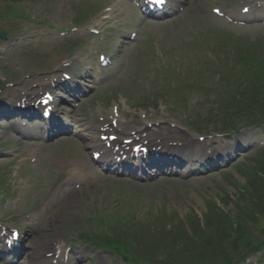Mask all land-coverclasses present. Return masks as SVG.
<instances>
[{"label":"rangeland","instance_id":"374dc122","mask_svg":"<svg viewBox=\"0 0 264 264\" xmlns=\"http://www.w3.org/2000/svg\"><path fill=\"white\" fill-rule=\"evenodd\" d=\"M183 1L184 5L178 15L174 14L162 21H144L139 18L138 12L128 0H0V12L5 15L0 19V29L11 35L5 41L0 40V53H3L0 56V68L16 75L17 78L12 80V87H20L23 82L36 80L37 73L35 76L24 75L22 69L29 72H38L40 66L50 69L53 62L55 64L58 59L67 58L66 40L72 37L76 39L75 42L80 43L94 39L88 25L76 32L70 31L65 36L62 28L67 26L70 20L78 21L79 15L85 10L83 7L98 9L111 4L112 10L105 15L111 18L106 19L97 14L98 19H94L92 25L102 31L114 29V33H108L113 38L114 45L108 54L113 56L114 64L109 69L108 79L100 86H94L93 92H89L86 100L92 105L95 99L108 105L111 102V105L105 108L109 115L113 105L120 106V126H123L122 120L127 119L129 122L125 126L129 131L138 130L142 134L148 127L158 130L159 126H167L193 139L194 143H200H195L199 145V151L202 146H219L222 140L229 138L228 135H215L214 138L201 142L197 134L191 133L169 113L162 101L158 102L159 104L151 102L147 106H143L141 102L155 93L152 87L161 85V79L168 70L180 67L189 69L194 74L198 68L189 60L196 64L199 59L214 57L213 50L220 47V44H215V36H240L243 37L242 40L249 41L248 45L260 42V39L264 38V19L256 20L254 15H251L237 16L240 22L230 21L228 14H239L242 4L256 0ZM13 7L17 9L18 14L9 12ZM215 7L220 8L226 15L221 17L215 14ZM25 16L33 20L43 19L61 29L48 32ZM41 32L45 36L37 35ZM133 32L138 34L132 40L129 39L130 41L126 39ZM115 47L117 53L113 52ZM227 50L230 53L225 58L234 59L229 61L232 65L235 63L233 52L236 49L227 47ZM213 69L215 72L218 70ZM196 100V95L193 94L192 101ZM173 101L175 100L171 99L172 103ZM192 105V112L196 114V102H192ZM79 111L81 112V107ZM98 115L96 110H90L89 119L94 120ZM2 129L9 132L8 128ZM252 132L256 134L251 136ZM240 135L247 138L244 144L259 141L261 137V141H264L263 131L247 130ZM263 152L256 142L254 146L217 165L209 173L198 176L197 180H157L149 183L107 175L89 184L86 189L83 187L69 190L58 185L62 178L60 174L65 169L61 165L70 157H86L81 137L74 135L50 144H42L22 143L18 137L8 135L5 139H0V168L12 171L11 180L15 184L16 193L12 189L15 196L0 205V216L6 221L15 216L17 220L20 219L19 224H25V229L31 227L33 234L27 245L28 253L30 256H36L53 238L55 225H74L73 230L76 232L87 231L89 224H92L91 218L105 216L109 222L117 215L130 219L135 216L139 219L148 218L153 212H164L161 208L164 204V207L174 213V209H177L180 216L193 215V206L196 212L204 214L207 210L206 196L210 193L213 197V192L221 195L226 191L235 193L233 179L241 183L248 182L246 168L256 166V161ZM33 158L36 159L35 166L29 163ZM18 170L20 173L15 176ZM253 186L257 187V184ZM179 187L183 192L179 191ZM38 200H41L43 205L32 211ZM231 206L234 207V204ZM9 213H12V216H9ZM113 256L104 252L98 260L83 264H101L102 259L109 257H112L114 264H125L122 259ZM252 263L256 264L257 261L252 260Z\"/></svg>","mask_w":264,"mask_h":264},{"label":"bare ground","instance_id":"6f19581e","mask_svg":"<svg viewBox=\"0 0 264 264\" xmlns=\"http://www.w3.org/2000/svg\"><path fill=\"white\" fill-rule=\"evenodd\" d=\"M39 83H40V85H42L43 87H45V83H44V80L43 79L39 80ZM30 87H31V83L28 84L25 88L21 89V90L25 91L24 92V96L25 95H29V93H30V91H29L30 90ZM12 92L13 93H16L17 90L14 89V90H12ZM108 122H109V120L104 121V122H101L99 124L100 128H103L106 125V123H108ZM100 133H101V131H100ZM100 133L98 135L88 134V133H82V134H84V136L87 139H89L90 142H93V144H96V143L97 144H101ZM103 134H106V133L103 132ZM157 134H158V138H161L162 140L160 142L157 141V140H153V143H155L156 146L164 145V148L165 149H171V150H187V149H189L192 146L191 140H189L183 133H181V132H179L177 130H173L170 127H167V126H159L158 127V131H157ZM8 135H10L9 132L0 130V139H2V138L5 139L6 137H8ZM169 140L170 141L182 142L183 143L182 144L183 146L182 147H176V148H174L173 146H170L169 145ZM94 147H98V146H94ZM216 155H219V153L216 154ZM35 258H33L32 260H34ZM21 264H31V263H30V261H22ZM36 264H43L42 263V260L39 259V261Z\"/></svg>","mask_w":264,"mask_h":264},{"label":"trees","instance_id":"16d2710c","mask_svg":"<svg viewBox=\"0 0 264 264\" xmlns=\"http://www.w3.org/2000/svg\"><path fill=\"white\" fill-rule=\"evenodd\" d=\"M260 67H261V64H260ZM259 67V72H260V75H263L264 74V69L261 70V68ZM221 108V110L219 111L218 113V108L217 109H214L215 112H211L210 113V117L211 118H216V117H220L223 119V121L226 123V122H229L230 120V117L232 116L234 110L232 111L231 108L229 107H226V104H221L219 106ZM217 112V113H216ZM208 116V118H210ZM210 118V119H211ZM203 264V263H202Z\"/></svg>","mask_w":264,"mask_h":264},{"label":"snow or ice","instance_id":"6c2138e0","mask_svg":"<svg viewBox=\"0 0 264 264\" xmlns=\"http://www.w3.org/2000/svg\"><path fill=\"white\" fill-rule=\"evenodd\" d=\"M159 2H163V0H159Z\"/></svg>","mask_w":264,"mask_h":264}]
</instances>
